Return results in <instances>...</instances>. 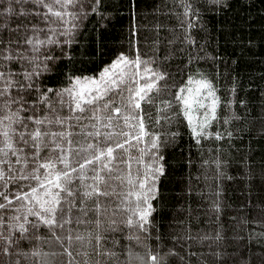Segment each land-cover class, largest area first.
<instances>
[{"label": "trees", "instance_id": "16d2710c", "mask_svg": "<svg viewBox=\"0 0 264 264\" xmlns=\"http://www.w3.org/2000/svg\"><path fill=\"white\" fill-rule=\"evenodd\" d=\"M67 10L81 13L73 21L74 28L53 25L50 15L45 20L47 8L36 0H0V49H5V56L14 57L11 61L0 60L3 70L16 73L14 79L22 80L19 73L40 65L36 67L40 74L31 81L34 87L23 93L26 103L19 115L22 119L47 116L53 121L57 117L64 121L35 125L25 119L29 131L40 128L70 133L67 140L46 136L44 143L48 147H42L39 157L43 160L51 156L53 171H69L72 183L68 186L75 193L74 197H66L74 201L70 213L73 222L66 224L65 230L55 229L61 237L59 242L46 227L33 229L22 220L28 233L9 247L7 254L3 252L7 245L0 239V262L153 264L150 257L155 255L158 264H264V0H81ZM48 28L57 31L47 33ZM63 28H71L73 35H60ZM27 39L58 43L39 46L36 52L25 43ZM121 54L129 59L138 54L149 62L148 67L165 76L159 81V94H150L153 102H141L143 111L136 110L143 116L145 129L159 136V149L151 148L150 136H144L136 147L125 144L128 153L117 149L113 155L118 159L111 165L116 170L99 172L104 182L98 186L109 195L88 198L83 193L90 191L88 185L96 183L92 169L99 170L100 164L81 170L84 157L93 154L91 149H82L90 144L103 149L124 141L119 135L106 139L108 134L119 133V115L114 110L119 108V97L122 99L124 93L105 98L110 107L100 111L99 119H93L91 111L76 112L70 97L56 93L71 85L70 77H98ZM20 57L38 59L30 64ZM44 65L47 70L42 71ZM189 77L210 81L221 102L217 113L220 119L208 130L213 135L200 143L177 114L175 103L161 111ZM12 95H16L15 89ZM43 95L48 97L47 103L38 101ZM18 107L13 104L11 110ZM6 127L7 122L0 125V129ZM11 127L19 130L22 125ZM97 132L99 136L95 135ZM215 134L222 138L215 139ZM54 141L63 152L51 151ZM131 144H137L136 140ZM21 146L25 154L35 152ZM138 149L144 150L142 161L129 160V156L141 157ZM58 156L67 157L68 169L56 159ZM121 156L123 159H119ZM149 164L151 170L162 165L163 175L155 181V198L149 200L153 211L145 231L127 226L126 221L138 219L132 215L137 198L128 193L150 187L151 182L143 190L134 187L139 183L138 174L142 177ZM32 167L29 157L25 174ZM81 172L85 173L82 180L78 179ZM117 176L125 179L122 182ZM128 178L132 179L131 184ZM29 185L38 187L35 180L28 179L9 184L8 190L13 194L18 190L30 192ZM10 198L14 199V195ZM28 206L31 205L27 201H15L11 207H19L20 212H5V220L10 215H26ZM97 207L99 212L94 210ZM77 217L84 222L77 224ZM28 219L38 222L34 217ZM12 223L14 228L18 222ZM66 230L73 237L71 242L63 239L68 235ZM10 231L4 229L5 236ZM18 236V232L12 233L13 240ZM78 236L84 239L77 240ZM97 236L103 237L99 243ZM65 248L74 259L61 254ZM33 252L39 256H33Z\"/></svg>", "mask_w": 264, "mask_h": 264}, {"label": "snow or ice", "instance_id": "6c2138e0", "mask_svg": "<svg viewBox=\"0 0 264 264\" xmlns=\"http://www.w3.org/2000/svg\"><path fill=\"white\" fill-rule=\"evenodd\" d=\"M36 2L47 8L48 15L45 16V20H48L50 15L52 18L50 22L53 25H71L73 28L76 27L73 21L76 19V16L81 13H73L67 9L75 8L76 4L80 3L81 0H48L47 3H45V0H36ZM96 3H99V0H96ZM55 6H59V9ZM190 7V5L186 6L188 9H190ZM185 14L187 15V12ZM56 31L57 28L47 29V33H55ZM59 34L73 35L71 28H63ZM66 42L69 44L72 43L71 40ZM0 43H3V41L0 40ZM25 43L32 45V50L38 52L39 46L56 44L58 41L45 39L34 42L32 39H27ZM4 52L5 49H0V60L6 59L11 61L14 59L13 55L10 54L5 56ZM20 58L28 59L27 57ZM37 59V57L28 59V63L34 64ZM48 59H51V57L49 56ZM148 63V61L143 60L138 54L132 59L121 54L109 66L105 67L98 77H70L71 87L62 89L56 93L61 97L65 95L70 97L76 112L85 113L91 111L93 119H99L97 113L104 108L110 107V104L105 99L106 97H109L112 93L119 95L125 91L129 94L128 105L132 109V113L125 114L122 118L125 126L133 129V131L128 132L122 129L119 133L106 135V139H111L112 135L122 136L125 138L123 142L117 141L115 144L109 145L103 149H101L99 145L90 144L87 148L82 149L84 152H88L91 149L93 150V154L84 157L83 162L79 165L81 170L87 169L88 165L100 164L99 170L96 168L92 169L96 172V175L92 177L96 183L87 186L90 191H85L83 193L85 197L92 198L93 196L109 195L108 192L101 191L98 186L100 183L104 182V178L100 176L99 172L107 170L109 173H112L116 170L111 167V165L114 160L118 159L117 156L113 155L117 149H124V152L128 153L129 149L125 148V144H128L130 147H136L143 141L144 136H150L152 138L151 148L159 149V136L145 129L143 116L136 111H143L141 109V102L149 104L153 102L154 97L150 98V94L152 92L159 94V81L165 79L163 73L154 71L152 68L148 67ZM142 66L143 70L141 71ZM36 67H40V65L37 64ZM36 67L31 71L25 69L18 74L22 76L23 79L16 80L14 79V76L17 75L16 73L11 71L6 72L3 70V66L0 65V125L5 124V122H7L8 125V127L0 129V198H2V202H0V239L7 245V247L3 249L5 254L8 253L9 247L18 244L19 240L25 238V234L28 233L29 228L26 227L24 222H20L22 220L30 224L33 229L38 230L41 226L46 227L58 242L61 240V237L56 234L55 229L59 228L65 230V225L73 222L70 213L72 207L75 206L74 201L66 199V197H74L75 195L73 189L68 186L72 183L70 172L67 170L53 171V158L48 156L41 160L39 157V152L42 150V147H48V145L44 143V138L46 136L67 140L70 133L41 131L40 128H34L29 131L25 123V119L32 121L35 125H46L51 123L63 124L64 121L58 117L53 121L47 116L43 119L35 120H33L32 117L22 119L19 115V113L24 110V104L26 103L23 93L27 89L34 87L31 81L34 76L40 74V72L36 71ZM41 70H47L46 65H44ZM140 80H145V83L141 85ZM24 81H28L29 83L25 84ZM132 85H136V87ZM13 89L16 90L15 96L12 95ZM36 90L39 91V89ZM48 91H52V89H48ZM38 101L40 103H47L48 97L43 95L38 97ZM100 101L105 102L103 105L97 106ZM174 103L178 109L177 114L187 122V126L190 128L193 138L197 143H200L201 139L213 135V133L208 130L212 127L214 121L220 119L217 113L221 102L220 98L216 96L214 86L210 81L203 78L195 79L194 77H189L184 85L178 87L173 101L167 102L166 107L161 109V111H167V107L173 106ZM13 104L19 105V107L15 110H11V105ZM10 110L11 113L9 114ZM114 111L118 115L120 114L119 108H116ZM132 121H135V123L133 124ZM13 124H20L22 128L19 130L13 128L11 127ZM108 126H111L110 119ZM95 135L99 136L100 133L97 132ZM25 137H27V139ZM221 138V134H215V139L219 140ZM133 139L136 140L137 144H131ZM54 143L55 147L52 148L51 151H56L57 149L61 152L64 151L59 143L55 141ZM21 145L27 146L30 149H35V152L25 154V149ZM138 151L142 153L141 157L134 158L129 156V160L135 159L137 163H140L144 150L138 149ZM29 157L34 167L29 169L27 174H25L23 169H28ZM105 158H107L106 161ZM56 159H59L64 164L65 169L70 167L67 162V157L58 156ZM119 159H123V156L119 157ZM159 159L162 160L163 157L161 156ZM124 162L128 163V161ZM16 165L20 167L17 168ZM130 167L131 165L129 164V168ZM151 167V164L146 166L142 177L138 174L139 183L134 185V187L143 190L145 185L151 182L150 187H148L146 191L128 193L129 196L135 195L137 198L138 203L132 215L138 216V219L133 221L129 218L126 221V225L129 227H137L145 231L147 230L146 225L150 223L149 217L153 211L149 200L155 198V181L158 179L159 175H163L162 165L156 167L154 170H151ZM40 169H44L45 172L41 173ZM72 171H78V169L72 168ZM84 178L85 173L81 172L78 179L82 180ZM115 178L120 179L122 182L125 179L120 176ZM28 179L35 180L38 187L29 185L31 188L30 192H21L18 190L14 194L8 190L9 184L15 183L18 180ZM127 182L131 184L133 181L131 178H128ZM41 189H43V192L40 191ZM61 193L64 195L62 196ZM13 195L14 199L10 198ZM15 201H27L31 206L26 208V215H10L6 221L4 217L5 212H20L19 207H11L14 205ZM62 204H64L65 207H61ZM94 210L99 212V207ZM79 211L85 212L86 214L84 208H80ZM57 213L60 214L59 217ZM28 217H34L38 222L34 223L32 220L28 219ZM14 221L18 223L13 228L12 222ZM83 222L84 221L79 217L76 218L77 224ZM97 226H99L98 221ZM4 229H11L7 236L4 234ZM113 230L115 231L116 229ZM66 231H68V235L63 237V239L71 242L73 237L70 234V230ZM13 232L19 233L16 240L12 239ZM36 238L39 239L38 236H36ZM76 239L83 240L84 238L78 236ZM102 239L103 237L101 236L96 237L98 243ZM61 246L64 247L63 244ZM61 254H66L74 259L73 253L67 248H65L64 253ZM98 254L115 255V253L103 252H98ZM32 255L39 256V253L33 252ZM150 259L153 264H158L157 256L153 255ZM0 264H2V262H0ZM68 264H71V261H69Z\"/></svg>", "mask_w": 264, "mask_h": 264}, {"label": "rangeland", "instance_id": "374dc122", "mask_svg": "<svg viewBox=\"0 0 264 264\" xmlns=\"http://www.w3.org/2000/svg\"><path fill=\"white\" fill-rule=\"evenodd\" d=\"M143 70V68H141V71ZM139 79V77H138ZM195 79H199V78H195ZM145 83V80H140V84L143 85ZM133 87H136V85H132ZM71 87V85L69 86ZM124 93L123 95V98L121 99L119 97V109L122 113L119 114V132H121V130L123 129L124 131H128V132H131L133 131V129H130L128 127L125 126L124 124V121H123V118L122 116L125 115V114H129V113H132V109L130 108V106L128 107V92H122ZM207 103V101H206ZM126 109V110H125ZM125 111V112H124ZM100 112L97 113V116L99 115ZM91 116H92V113H91ZM132 123L134 124L135 121H132ZM118 127H117V131H118ZM112 130L114 131V128L112 127Z\"/></svg>", "mask_w": 264, "mask_h": 264}]
</instances>
